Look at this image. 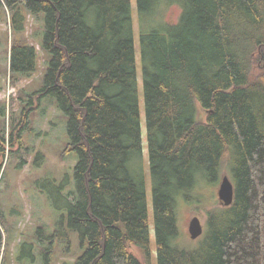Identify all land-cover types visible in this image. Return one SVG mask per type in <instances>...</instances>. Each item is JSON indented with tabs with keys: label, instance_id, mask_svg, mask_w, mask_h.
Here are the masks:
<instances>
[{
	"label": "trees",
	"instance_id": "1",
	"mask_svg": "<svg viewBox=\"0 0 264 264\" xmlns=\"http://www.w3.org/2000/svg\"><path fill=\"white\" fill-rule=\"evenodd\" d=\"M171 3L182 7L178 22L145 25ZM3 8L16 35L13 77L37 70L24 32L30 16L42 18L40 93L68 117V150L79 157L73 189L60 192L67 213L49 236L38 230L46 255L76 234L75 264H151L132 0H0V18ZM137 8L159 264H264V0H137ZM4 152L0 142V173ZM223 172L233 204L209 211L199 248L176 244L180 200H200L194 188Z\"/></svg>",
	"mask_w": 264,
	"mask_h": 264
},
{
	"label": "rangeland",
	"instance_id": "2",
	"mask_svg": "<svg viewBox=\"0 0 264 264\" xmlns=\"http://www.w3.org/2000/svg\"><path fill=\"white\" fill-rule=\"evenodd\" d=\"M137 72L140 94L141 132L143 144L142 166L144 168L147 205L150 223L151 264H159L156 239L154 201L150 171V152L142 77V60L139 34L137 0H132ZM0 18V142L5 147L0 173V264H75L79 256L78 236L71 235L67 243L54 242L52 252L46 255L49 239L39 236L54 233L61 216L66 212L63 195L73 189L75 166L79 157L76 150H68V117L58 107L54 97L41 95L44 86L47 61L40 46L43 20L30 16L24 36L38 50L37 70L31 75L13 77L10 70V52L15 32L11 12L2 9ZM182 7L177 3L164 4L154 14L144 19L150 29H160V23L178 22ZM259 69H253V78ZM199 116L206 119L207 111L200 104ZM228 174L223 172L222 175ZM220 181L200 182L194 188L192 202L181 199L178 205L180 235L175 243L185 247L199 248L200 240L208 229L209 211L225 207L219 198ZM64 186L63 188H61ZM198 215L205 232L192 239L189 223ZM43 228V229H44ZM143 260L141 249L130 247Z\"/></svg>",
	"mask_w": 264,
	"mask_h": 264
},
{
	"label": "water",
	"instance_id": "3",
	"mask_svg": "<svg viewBox=\"0 0 264 264\" xmlns=\"http://www.w3.org/2000/svg\"><path fill=\"white\" fill-rule=\"evenodd\" d=\"M219 198L225 207H229L234 202L235 197V186L229 174H224L221 177ZM189 232L192 239H198L203 236L205 229L198 215H194L189 223Z\"/></svg>",
	"mask_w": 264,
	"mask_h": 264
}]
</instances>
